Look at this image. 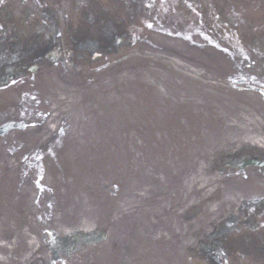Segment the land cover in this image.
<instances>
[{"label":"rangeland","instance_id":"rangeland-1","mask_svg":"<svg viewBox=\"0 0 264 264\" xmlns=\"http://www.w3.org/2000/svg\"><path fill=\"white\" fill-rule=\"evenodd\" d=\"M0 1L7 4L0 21L10 28L12 8L43 11L41 39L59 40L67 58L44 61L0 92V115L13 111L17 120L24 108L31 122L45 118L31 138L20 137L18 127L1 137L19 152L1 159L0 148V171L24 170L23 158L33 167L27 180L8 174L7 190L0 187V264H215L213 233L246 221L241 203L264 196L258 171L223 166L240 159L241 149L264 148V0H129L137 6L133 25L111 0H76V9L96 4L88 8L94 21L82 10L71 13L69 2L60 11L55 0ZM4 29L9 41H0V57L14 45ZM70 29L87 43L106 33L115 39L116 31L131 37L110 40L108 55L88 65L66 50ZM212 29L217 34L209 38ZM155 185L153 209L136 224L129 216L136 194L147 196ZM77 230L106 240L70 254L40 242L53 235L63 247ZM198 245L208 257L189 251ZM236 258L224 264L264 263L256 252Z\"/></svg>","mask_w":264,"mask_h":264},{"label":"flooded vegetation","instance_id":"flooded-vegetation-1","mask_svg":"<svg viewBox=\"0 0 264 264\" xmlns=\"http://www.w3.org/2000/svg\"><path fill=\"white\" fill-rule=\"evenodd\" d=\"M0 25H1V23H0ZM2 40H7V36H6V31H5V29L3 28V27H1L0 26V41H2ZM75 45L77 44L76 42L74 43ZM78 46H81L80 44H77ZM34 47H38L35 43L31 46V47H29V49L31 50V51H33L34 53H38V51H39V48L36 50V51H34ZM10 51H15V48L14 47H10ZM21 51V53H20V55L22 56L23 54H24V50H23V48L20 50ZM1 61H0V68H2V66H1ZM18 66L20 67V71L18 72V73H16V75H19L23 70H22V66H23V63H22V61H19L18 62ZM3 79V75L2 74H0V80H2ZM263 248H264V245L262 246Z\"/></svg>","mask_w":264,"mask_h":264},{"label":"bare ground","instance_id":"bare-ground-1","mask_svg":"<svg viewBox=\"0 0 264 264\" xmlns=\"http://www.w3.org/2000/svg\"><path fill=\"white\" fill-rule=\"evenodd\" d=\"M215 32H216V30H215V29H212V31H211V33H210V35H214V34H215Z\"/></svg>","mask_w":264,"mask_h":264}]
</instances>
